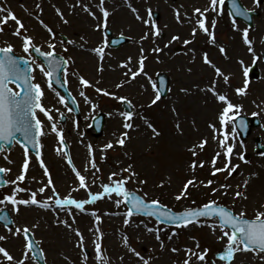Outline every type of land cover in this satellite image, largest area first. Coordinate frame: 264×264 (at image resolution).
Wrapping results in <instances>:
<instances>
[{
	"label": "rangeland",
	"instance_id": "1",
	"mask_svg": "<svg viewBox=\"0 0 264 264\" xmlns=\"http://www.w3.org/2000/svg\"><path fill=\"white\" fill-rule=\"evenodd\" d=\"M241 1L247 9L259 12V16L251 28L250 38L255 41V53L261 56L264 51V44L260 43L261 40H264V3L257 7L254 0ZM38 3L43 9L42 13L36 7ZM83 3L88 4L91 11L102 20V13L98 7L99 0H83ZM128 3L137 8L140 15L145 19L149 18L147 10L151 8L152 19L163 29L162 36L157 39L159 46L164 48L163 52L156 54L150 51L154 46L151 39L140 40V37L151 25L146 26L142 21L137 20L135 14L128 7ZM208 3L209 0H177L176 2L171 0H113L105 2V8L110 12L109 30L114 36H126L129 40L128 43L118 49H110L109 46L105 49V59L102 62L104 71L102 73L98 70L101 62L92 49L100 45L107 37H105L103 30L96 31L94 26L97 20H94L89 13L84 12L82 7H74L77 0H3L0 3V6L10 9L24 23L28 34L35 38V43L41 46L43 51L50 50L48 48L49 42L56 43L55 52L64 58H70L66 68L67 82L64 79L65 72L63 79L79 103V120L69 111L68 106L59 103L56 95L59 92L48 87L47 78L38 68L34 72L35 82H39L43 87L45 96L42 103L47 108L52 109V115L57 120L58 127L63 129L73 163L82 173L88 157L87 146L89 144L93 146L96 160L101 168V172L97 174L100 179L91 186L93 192L101 190L99 188L100 183L107 182L112 171L133 163L136 171L140 173V177L146 178L148 183L146 185L137 184L136 180L133 179L129 182L128 187L142 197L147 193L146 199L148 200L158 198L170 209L181 212L185 208L197 207L213 198L209 188L200 186L190 188L192 196L189 198L180 201L174 199L175 194L186 179L190 178L188 164L193 157L188 148L199 140L207 138L208 144L198 157V159L207 161H210L219 150L217 141L213 139V129L209 125L216 124L219 128L217 116L220 107L210 93L203 91L214 75L209 66L203 63L202 54L207 52L209 58L217 66L221 67L226 74H231V88H227L221 78L218 90L227 91L234 103L243 105L240 116L258 117L261 126L253 129L251 137L246 141L240 140L235 130V138L230 143L236 145L234 152H242L246 155L248 163H244L237 156H234L232 162L240 164V168L237 173L233 174L232 178L226 180V173L212 177L209 164H206L203 169L198 168L196 175L200 180L215 179L217 183L213 184L212 187H218L219 184L223 183L231 184L233 189L229 191V195L223 196L217 193L214 198L222 205L233 208L235 212L238 213L243 209L249 218H253L257 208L264 210V153H259L255 148L257 138H260L264 145V61L262 59L257 60L260 71L259 79L249 80L247 95L237 96L233 90L243 84L241 66L238 61L243 59L245 64L251 67L255 60H253V54L249 53L246 46L243 45L241 32L233 29L232 20L228 18L225 7L222 16L216 17V13H208L209 21L214 17L218 20L215 29L216 45L210 44L208 37L203 33H198L193 43L183 44L184 39H191L192 24L188 22V18L193 15L195 8L203 9ZM57 8L64 13L65 18L69 21L68 24H64L60 20L57 15ZM177 9L181 13L183 23H178L175 18ZM153 13L159 15V20L154 19ZM4 14L0 13V16ZM41 19L53 28L56 33L55 40L50 38V35L39 23ZM237 24L241 30L246 27L239 22ZM14 25L15 22L11 20L4 25L5 30L0 33V47L5 46V42L12 43L15 45V54L24 57L26 54L23 52L21 41L12 35ZM174 35H179L181 40L175 41L165 48L164 45ZM68 40H73L75 43L67 44ZM141 44L146 49L145 54L148 56L145 62V71L151 80L141 74L135 80L125 83L122 88H117V83L126 79L122 75L125 69L119 65L131 56L133 67L137 66ZM220 45L226 48L227 58L219 51ZM65 47L68 48L67 52L64 51ZM190 49H195L196 58L194 62ZM157 55L159 61L156 59ZM36 62L40 63L37 60ZM33 66L35 67V65ZM189 68L192 70L188 71ZM159 73L166 74L170 79L169 95L153 105L151 101L157 94L155 78ZM81 75L93 84L100 81L97 87L107 89L114 95L104 96L97 93L92 87L83 88L79 83V76ZM181 89H188V91L185 93ZM81 91L86 92L92 104L96 105L95 109L80 96ZM117 97H126L127 100L131 101L132 112L134 113L132 123L135 125L132 130H125L122 126L124 122L122 113L125 110L121 103L123 100L117 99ZM57 108L59 112L55 111ZM101 112L107 114L105 132L102 136L95 138L91 122ZM60 113L65 116L64 123L61 121ZM37 115L44 122V130L47 133L40 139L43 145L41 149L42 158L51 171L57 191L61 196H66L71 192L74 198L85 199L87 197L85 190L72 191L76 187L77 181L72 168L67 164L66 158L57 155L55 151L58 138L51 132L50 123L43 113L38 112ZM146 122L151 123L160 132V135L153 138L151 129ZM177 123H179L182 132L177 129ZM232 128H234L233 125L230 126L229 130L231 131ZM124 131H129L131 139L126 142L125 146L121 147L116 145L115 141ZM109 142L114 144V148L106 151V160H101L102 149ZM5 156L8 159H5ZM29 156L31 158L29 171L26 179L21 183V187L36 190L41 186V181L47 182V178L43 176V170L40 168L37 158L31 154ZM24 159V150L17 145L13 147L11 152H3L0 155V167L11 169V172L6 174L7 181L15 180L20 174ZM222 161L223 157L218 161V166H222ZM250 176L251 179L247 188L248 199H235L232 195L235 186L242 184ZM32 177L36 179L33 180ZM161 182L164 183L163 188L159 187ZM13 187L14 185L8 183L6 188L0 190V199L6 194H10ZM19 195L27 198L29 194L22 192ZM49 195H51L50 189L43 194H38L37 198L40 199L41 196L47 197ZM192 200H195L196 204H192ZM0 208H5V205H0ZM11 208L10 204L6 206V210L10 212L16 224L31 226L38 223L40 225L38 229H34L35 238L37 241L43 242L41 246L46 253L47 264H85L81 249L75 246L77 237L62 225H56L55 212L22 206L21 213L17 216L15 212L11 211ZM86 209L87 211L84 213L76 211V222L72 224L73 228H79L86 237L88 257L86 264H98L92 243L94 237L89 231L95 223L94 218L90 215L93 210L102 217L100 225L101 231L104 233L102 248L108 264H142L139 258L123 247L122 237L125 233L130 237L132 247L141 252L146 259H149V264H178V262L182 264L185 258L183 249L185 247L194 248L195 246L192 237L199 240L201 249H210L208 253L209 262L217 260L218 255L224 250V243L216 239L207 225L174 229L159 225L151 219L133 217L136 223L146 220L150 227L159 225L164 229L161 237L166 247L161 249L159 242L154 239L153 234L144 230L143 225L139 229L136 228L135 224L124 228L123 213L126 210L123 205L117 208L112 200L104 199L97 201L94 205H86ZM59 215L62 219H69L71 223V219L64 211L61 210ZM172 231H178L179 234L169 240L168 236ZM0 234H7L2 225H0ZM0 244H3L14 256L18 258L21 256L19 240L10 238L8 241H0ZM173 247L180 248L181 252L173 253L171 251ZM193 259L195 264V258ZM247 263L264 264V260L251 252L236 254L233 264ZM33 264L36 262L33 261ZM217 264L224 263L217 261Z\"/></svg>",
	"mask_w": 264,
	"mask_h": 264
},
{
	"label": "snow or ice",
	"instance_id": "2",
	"mask_svg": "<svg viewBox=\"0 0 264 264\" xmlns=\"http://www.w3.org/2000/svg\"><path fill=\"white\" fill-rule=\"evenodd\" d=\"M106 0H99V10L102 13V20L96 16L94 12L91 11L88 4L83 3V0H77V4L74 7H82L84 12L89 13L94 20H97L95 24L96 31L103 30L105 37L109 30V16L110 12L105 8ZM257 7L260 6L262 0H254ZM233 9L235 15L243 16L247 14L248 10L241 11L236 0H232ZM225 0H209V3L203 9L195 8L193 10V15L188 18V22L192 24L191 29V39H184L183 44L189 45L193 43L198 33H203L208 37V42L212 45H216V35L215 29L218 23L217 18L211 19L209 21L208 13H216V17L222 16L224 14ZM40 12H43L41 5L38 3L36 5ZM128 7L135 14L136 19L142 21L148 27V30L140 37L141 41H147L151 39L154 45L150 51L159 54L164 51L157 43V39L163 34V29L160 28L157 23L152 19V10L149 8L147 10L148 19H145L140 15L137 8L133 7L131 3H128ZM57 15L64 24H68L69 21L65 18L64 13L57 8ZM0 13H5L0 16V33L4 32V25L8 24L9 20L14 21V30L12 35L19 38L21 41V46L23 52L26 54L24 57H17L15 54V45L9 42H5V46L0 47V141H4L8 144H12L17 133H21L25 141L31 143L32 147L37 149L35 155L37 157L40 168L43 170V176L47 178V182L41 181V186L32 190L31 188L21 187V183L26 179L27 173L29 171L30 156L27 144L23 145L25 159L23 161L20 174L15 180L0 181V184L6 185L11 183L14 185L10 194L4 195L0 199V205H5V208H0V213H5L0 215V220H4L6 233L0 234V241H8L10 238L19 240L21 243V256L18 258L14 256L3 244H0V264H33V261H43L46 264L47 256L43 249L42 241H37L35 239L34 229L39 228V224L35 223L31 226L27 224H16L14 220H9L6 214V206L11 205V211L15 212L17 216L21 213V207L24 208H39L44 211H53L55 215V223L57 226H63L64 228L70 230L77 237L75 241V246L81 249L85 264L87 262V251H86V237L79 228H73L72 224L76 222V211L84 213L87 211L86 205H94L97 201L108 199L112 200L117 208L124 205L127 211L123 213V226L128 228L135 224L136 228L139 229L143 225L144 230L147 233L153 234L154 239L159 242V247L164 249L166 247L164 240L161 237V233L164 231L159 225H171L175 229H187L191 226H204L207 225L216 239L224 243V250L218 255L217 260L209 262L208 253L209 248L201 249L200 242L195 237L192 239L195 242L194 248L185 247L183 252L185 253V258L182 264H217V261H223L224 264H233L237 253L251 252L255 256L264 260V210L257 208L255 210V215L253 218H249L245 210L240 212H235L233 208L222 205L214 197L217 193L223 196L229 195V191L233 189V186L228 183L219 184L218 187H212L216 184L215 179L200 180L197 175V169H203L206 164L210 165V175L216 177L220 173H226L225 179H230L233 177L234 173L240 168V164H234L232 162L234 156H237L240 161L248 163L246 155L242 152H234L236 148L235 143H230L231 140L235 138V129L230 126L235 125L236 121L240 119V114L243 109V105L234 103L227 91H219L218 85L222 78L224 85L227 88H231V74H226L221 67L217 66L210 58L207 52L202 54L203 63L208 65L213 71V78L210 80L208 86L203 89L211 94L215 102L219 105L220 111L218 113L217 119L219 123V128L216 124H210L209 127L213 129V139L217 141L218 151L215 153L210 161L198 159L200 153L205 149L208 144V139L203 138L198 142L192 144L188 151L191 153L193 159L190 160L188 164V170L190 173V178H187L183 183L182 187L175 194L174 199L177 201L187 199L192 196L190 188H197L200 186L210 189L212 199L199 205L197 207L185 208L181 212L173 211L164 204L160 199L153 198L151 200L146 199L147 193L144 196H140L135 190L130 189L128 184L133 179L136 180L137 184L146 185L148 183L146 178H141L140 173L136 171L133 163H129L122 168H117L112 171L107 182H101L99 185L100 191L93 192L91 186L97 183L100 179L97 176L101 172V168L96 160L95 152L92 145H88V157L84 166L83 173L76 167L73 163L70 151L68 150L67 142L65 140L63 129L58 127L57 120L52 115V109L47 108L42 100L45 96V91L41 84L36 81V77L33 74L38 68L39 71L47 78L48 87H52V77L56 75L63 65L69 63L70 58H65L63 60L57 58V53L55 52L56 43H48L49 51H42L41 46L35 43V38L28 34V30L24 23L12 12L10 9L0 6ZM187 15V14H185ZM175 18L178 23H183L181 19V13L177 9L175 13ZM37 19H39L37 17ZM39 23L47 31L52 40H55L56 33L53 28L46 24L42 19ZM210 24V27H209ZM233 29L241 32V39L244 46H246L247 51L253 54V60L264 59L255 53L254 43L255 41L250 38L251 26L245 27L242 30L239 29L238 24L233 18L232 20ZM167 27V25H165ZM83 39V38H81ZM181 40L179 35H174L164 45L167 48L171 43ZM63 42V41H61ZM75 41L68 40L67 44H74ZM264 44V40L260 41ZM109 46V41L105 38L100 45L93 48L92 51L98 56L99 61V71L102 73L104 71L103 61L105 59V49ZM64 51L67 52L68 48L65 47ZM140 55L138 57L137 66L133 67L132 57L129 56L126 61L121 62L119 67L125 69L122 75L126 78L125 81L117 83V88H122L125 83H129L135 80L138 76L143 74L147 76L149 80L151 77L145 71V62L148 56L145 54L146 49L141 44L139 49ZM192 52V60L195 61V49H190ZM219 51L225 55L227 58L226 48L223 45L219 46ZM33 53H37L47 61V66L44 63H37ZM156 59L159 61V56ZM238 63L241 66L243 84L242 86L236 87L233 91L237 96H246L249 87V71L250 66L245 64L243 59H240ZM21 64L26 65V67H21ZM35 65V67H33ZM192 69L189 68L188 71ZM159 75V74H157ZM65 82H67V73L65 71L64 75ZM79 83L83 88L92 87L99 94L104 96H113L114 93H110L107 89L97 87L100 81L93 84L90 80L86 79L83 75L79 76ZM163 83V81H161ZM10 85H15L11 87ZM155 88V85H154ZM182 92L187 93L188 89H181ZM58 96L59 103L66 105L65 97L56 94ZM85 102L91 104L93 109L96 105L92 104L85 91L80 92ZM117 99L124 100L127 102L129 107H131V101L127 100L126 97H117ZM161 99L158 91L151 103L154 105ZM73 102L75 99L73 98ZM54 107V106H53ZM59 112V109H55ZM71 111V109H69ZM175 111V109H173ZM43 113L50 123V130L58 138L57 147L55 149L57 155L65 157L67 164L71 166L74 172L77 184L72 191H79L81 189L85 190L87 197L85 199H76L72 196L71 192L66 196H61L57 191L53 176L44 159L42 158L43 145L40 143V137L45 136L47 133L44 130V122L39 118L37 113ZM124 117L123 128L125 130H132L135 125L132 123L134 113L124 112L122 113ZM255 115V114H254ZM61 118H63V113H60ZM147 123V122H146ZM241 126L243 125V120L240 119ZM147 126L151 129L152 136L155 138L160 135V132L151 124L147 123ZM177 129H180L179 123L176 125ZM35 133V135H33ZM219 133V134H217ZM129 131H124L116 139L115 144L121 147L126 145V142L130 140ZM114 148L112 142L104 145L102 149L101 160H106V151L108 149ZM127 155V153H125ZM223 157L222 166H218V161ZM5 159H8L5 156ZM10 163L12 161H9ZM11 172L10 168L0 167V173ZM126 174V175H125ZM256 175V174H252ZM91 177V179H90ZM35 180V177H32ZM251 176L245 179L242 184H237L235 189L232 191V195L235 199L247 200V188L250 182ZM170 182V181H169ZM160 188L164 187V183L159 184ZM51 190V195L47 197L41 196L40 199L37 198L38 194H43L47 190ZM28 193V197H20V193ZM192 204H196L195 200H192ZM130 205V206H129ZM64 211L69 219H62L59 215L60 211ZM107 214V213H106ZM137 214L144 215L146 218H155L159 225L155 227H150L146 220H141L136 223L133 217ZM90 215L94 218L95 223L93 227L89 229L92 233L94 239L92 241L96 260L98 264H108L105 259L104 250L102 248V240L104 233L101 231L102 217L97 213V211H91ZM8 224H12L9 227ZM179 234L178 231H172L168 236L171 240L173 237ZM122 245L128 252L132 253L135 257L142 261V264H149V259H146L141 252L137 251L136 248L132 247L130 243V237L127 233L123 234ZM173 253L181 252L180 248L173 247L171 249ZM67 259V258H66ZM123 259V257H121ZM179 264V262H178Z\"/></svg>",
	"mask_w": 264,
	"mask_h": 264
},
{
	"label": "water",
	"instance_id": "3",
	"mask_svg": "<svg viewBox=\"0 0 264 264\" xmlns=\"http://www.w3.org/2000/svg\"><path fill=\"white\" fill-rule=\"evenodd\" d=\"M228 5H229V9H230V11H231L233 14H235V11H234V9H233L232 0L228 2ZM237 17H240V16H237ZM123 41H125V39L117 40V41H115V42H116L115 44H119V43H121V42H123ZM37 56L40 57V58H42V59L44 60V58H43L42 56H40L39 54H37ZM64 66H65V65H63V66L60 68V71H59L56 75H54V76L52 77V82H53L57 87H59V88H61V85H62L61 82H60V76H61V72H62V70L64 69ZM21 67H26V65L21 64ZM158 80H159V82L164 81V80H166V77H164V76H159V77H158ZM161 86L163 87V89H160V90L163 92V95H165V94H166V87H165L164 83H161ZM241 119L243 120V125L241 126V124H240V119H239V120H238V121H239L238 126L240 127L239 130H240V132L243 133V138H246V137L249 135V133H250V128H251V127H248V121H249L250 119H247V118H241ZM253 124H254V123H253ZM102 126H103V122H101V124H100V126H99V132H100V129L102 128ZM33 135H35V133H33ZM14 140H17V141H18L20 144H22V145L27 144L28 149H29V150H32L33 152H36V151H37V149H35V148L32 147L31 143H29V142H27V141L24 140L23 135H22L21 133H17L16 136H15V139H14ZM12 144H13V143H12ZM12 144H8V143H6V142H4V141H0V151H1L2 147H3V145H5L8 149H10V147L12 146ZM261 150L263 151L264 149L261 148ZM0 175H1V173H0ZM1 185H2V184H0V186H1ZM3 186H4V185H3ZM129 206H130V205H129ZM3 214H5V213H2V215H3ZM6 214H7V212H6ZM7 215H8V214H7ZM9 220H10V219H9ZM0 221L6 223L4 220H0ZM8 225H10V224H8Z\"/></svg>",
	"mask_w": 264,
	"mask_h": 264
}]
</instances>
